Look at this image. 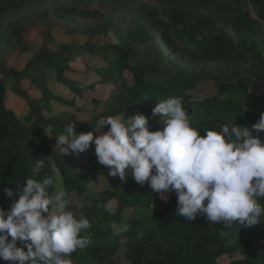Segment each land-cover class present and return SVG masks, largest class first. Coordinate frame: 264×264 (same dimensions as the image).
<instances>
[{"label":"trees","instance_id":"1","mask_svg":"<svg viewBox=\"0 0 264 264\" xmlns=\"http://www.w3.org/2000/svg\"><path fill=\"white\" fill-rule=\"evenodd\" d=\"M251 2L257 18L242 0H0V37L13 35L20 44L7 61L9 67L0 64V206L10 208L12 199H18L17 186H25L29 178L33 159L44 157V168L36 179L52 177L55 166L68 198L78 195L90 201L89 215L78 216L69 206L77 219L87 217L91 225L81 233L88 241L86 247L70 258L101 255V264H116L114 258L121 254L127 264H219V258L239 252L243 258L228 264H255L257 242L264 255V224L241 228L234 223L227 229L206 217L189 222L176 216L174 192L166 193L169 198L164 202L147 182L137 184L131 174L122 182L108 175L106 166L78 165L63 156L56 137L68 123H75L77 134L87 133L97 128L101 118L133 110L146 115L149 105L170 97L183 98L190 118L194 105L188 91L205 77L218 80L217 90L224 96L203 98L204 118L190 120V125L201 136L204 130L220 131L225 124L251 129L264 113V0ZM80 18L88 20L83 27L76 24ZM28 24L40 40L35 51L22 35V27ZM58 24L64 25L61 41L53 33ZM67 30L85 41L64 39ZM156 40L159 61L138 60L137 47L152 46ZM81 74L94 78L91 89L108 87L104 95H90L102 110L88 123H77L74 115L75 99L83 96L77 79ZM240 75L250 77L245 86L241 84L246 89L229 88L227 83ZM8 76L11 85L6 84ZM24 81L37 92L25 90ZM55 85L70 91L72 97L58 94ZM250 90L260 111L236 99ZM12 94L23 103L24 111L8 102ZM109 128L106 125L94 136ZM30 136L38 145L31 144ZM260 139L264 143V132ZM50 140H55L57 149ZM100 175L110 176L109 185L94 196L89 179ZM5 188L13 191V198L5 196ZM258 199L264 206V198ZM127 209L134 211V220L117 230ZM121 245L124 250L119 252ZM0 264L7 262L0 260Z\"/></svg>","mask_w":264,"mask_h":264},{"label":"clouds","instance_id":"2","mask_svg":"<svg viewBox=\"0 0 264 264\" xmlns=\"http://www.w3.org/2000/svg\"><path fill=\"white\" fill-rule=\"evenodd\" d=\"M157 115L163 124L157 131L149 130V118L140 113L101 118L94 131L80 134L75 123H68L56 136L57 146L63 156H79L94 144L108 175L123 182L131 174L164 202L165 194L174 192L176 216L189 222L206 217L227 229L234 223L241 228L264 224L258 199L264 198V113L251 129L225 124L220 131L204 130L203 136L190 125L182 97L158 101L152 109V117ZM106 125V133L94 136ZM43 158H32L29 178L17 186L18 199L10 208L0 206V260L7 264H73L71 254L88 243L81 233L90 228L89 219L76 218L68 194L54 186L51 176L35 178L44 168ZM53 171L59 176L58 168ZM3 191L14 197L11 189Z\"/></svg>","mask_w":264,"mask_h":264},{"label":"rangeland","instance_id":"3","mask_svg":"<svg viewBox=\"0 0 264 264\" xmlns=\"http://www.w3.org/2000/svg\"><path fill=\"white\" fill-rule=\"evenodd\" d=\"M147 1L152 2V0H147ZM242 1L244 3L245 9L247 11H249L250 13H252V15L255 18H257L256 13L254 12L255 10L253 9L251 0H242ZM87 21L88 20H85L84 18H80V21H78V23H76V24L79 26L81 25V27H83V26H85L84 24H87ZM29 26H30V24H28L24 28L22 27L21 31H24V33L22 32V35L25 38V41L28 42L32 46L33 51H35L38 48L40 40H39V37L36 36L34 31L28 30ZM57 26H59V27L55 28L54 32H53L54 37H55V39L61 41V39L63 38V31H64L63 26L64 25L58 24ZM69 27H74V26H69ZM110 37H113V35L110 34ZM64 39H67V40L75 39V40H78L79 42L85 41V38L83 36L78 35L77 37H74L68 33V30H67V34L64 36ZM102 42H104V40H102ZM158 44H160V42H159V40H156V44H152V46L147 45V46L137 47L136 53L139 57L138 60L149 58V59H152L153 61L158 62L159 61V55H158L159 52H157ZM19 46H20V44H18L16 37L13 35L6 34L4 37H0V64L6 65V67H9L10 63L7 61L9 58H11L15 54V52L19 49ZM29 56H32V54H30ZM248 76L249 75L238 76L237 80L232 81L231 83L230 82L227 83L228 87L229 88H238L240 90L246 89L243 86H241V84H244V86L247 84L248 80L250 79V77L248 78ZM77 79L81 82L80 86L82 87L83 96H82V98H76L75 99V103L77 105V108H76V110H74V115L76 117L77 123H84V122L88 123L90 118L96 112L102 110V105L100 103L94 104L92 99L90 98V95H96L98 93H103V95H104V94L108 93V87L96 85V86H94L93 89H91L90 87L92 85H94V78L93 77L91 78L90 74L88 76L81 74L77 77ZM5 80H6L7 85H11V81H10L9 76ZM217 81L218 80H216V79L205 77L198 82V84L196 85L195 88L188 91L190 101L194 105V113L190 117V120L200 121L201 119L204 118V114L202 113V111L200 109L201 100L203 98L208 97V96H214V95L217 96V94L220 96H224L220 92H218V90H217V87H216ZM23 86L25 87V90H27L28 92H30L32 94L37 92L33 88V86L31 85V83H29V82L24 81ZM55 90L58 94L64 95L65 97H68V98L72 97L71 92L66 90L62 86L55 85ZM251 93H252V91L250 90L249 92L238 94L236 96V99L242 105H244L248 108H253L257 111H260L259 110L260 105L255 104L251 100V98H250ZM9 97H10V95H9ZM8 102H10V104H12V102H13V104L15 103L13 108H15V110H17V111H20V110L24 111L25 110V106L23 105V103H21L19 100L14 99L13 94H12V97H10V100L8 99ZM157 103H158V101L149 105L148 106L149 112H148V114H146V115L144 114V115L149 118V125H150L149 128L162 130L163 124L161 123V117L159 115H157L154 118L152 117V109L156 106ZM137 113L143 114L140 110H133L131 112H127L124 114L125 119L132 117ZM17 115H18V117H20L21 120H23L22 119L23 117L20 114H17ZM120 116H123V114ZM46 131L49 132L48 129ZM29 139H30V142L33 146L38 145L39 142L36 138L30 136ZM53 141H55V140H50L48 142L50 143V146H52V148L57 149V148H55L56 144H54ZM58 148L60 149L59 146H58ZM67 156L72 162H74L78 165H81V166H91V165L98 166L99 165L98 161H97V157L95 155V147L94 146H91L90 150H88L84 153H81L79 156L75 155L74 153L68 154ZM51 174H52V178L54 179V182H55L54 186L56 188L64 191L61 176H60V174H59V176L56 175V173L53 171V166L51 167ZM109 177L110 176H107V175L106 176L100 175V176L92 177L89 179L88 188L94 194V196L98 195V193H100V191H102L104 188L108 187ZM165 195H167V194H165ZM68 199L70 201L69 206L73 207V211L76 212L78 214V216L90 214L91 205H90V201H88V199H86L84 197H80L78 195H71ZM122 215H123V219H122L120 225H118L117 230L126 229V226H128V224L134 220L133 219L134 218V211L132 209H127L126 211L123 212ZM123 242H124V240L121 239V243H123ZM259 246H260V243L257 242L253 247L254 248L253 252L256 254L255 264H264V255L259 251ZM122 250H124L123 245H121L119 252H121ZM231 257L232 258H230L227 255L223 256V257L219 258L218 262H219V264H228L231 259L243 258V256L240 255L239 252H235L234 254L231 255ZM114 259L116 260L115 261L116 264H127L122 259L121 254L118 256V258H114ZM72 261H73V264H101V262L104 261V257H102L101 255H98L95 257L72 259Z\"/></svg>","mask_w":264,"mask_h":264}]
</instances>
